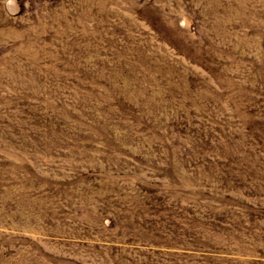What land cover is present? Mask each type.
Returning <instances> with one entry per match:
<instances>
[{
  "label": "rangeland",
  "instance_id": "rangeland-1",
  "mask_svg": "<svg viewBox=\"0 0 264 264\" xmlns=\"http://www.w3.org/2000/svg\"><path fill=\"white\" fill-rule=\"evenodd\" d=\"M0 264H264V0H0Z\"/></svg>",
  "mask_w": 264,
  "mask_h": 264
}]
</instances>
